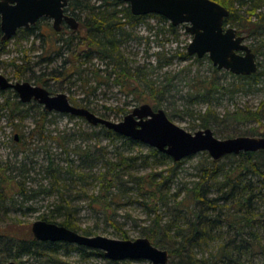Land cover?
<instances>
[{
  "label": "trees",
  "instance_id": "16d2710c",
  "mask_svg": "<svg viewBox=\"0 0 264 264\" xmlns=\"http://www.w3.org/2000/svg\"><path fill=\"white\" fill-rule=\"evenodd\" d=\"M213 1L230 12L224 20L225 26L237 28L238 34H245L246 39L254 41L256 46L251 48L258 55L259 70L251 76H236L218 70L208 57L205 59L215 72H223L233 78L231 85L234 89H230L233 93L253 92L264 78V0ZM66 11L72 12L80 22L79 37L70 36L56 42H62L60 49L66 45L74 50L73 59H64L59 67L62 71H53L45 81H69L74 75L81 77L85 74L84 69H81L84 64L81 59L92 61L94 57H98L108 60L109 68L104 71L95 68L92 72L94 78L105 77L109 80L115 77V84L127 89L130 94L147 88L155 91L152 83L150 86L145 80H142L143 86L140 88L132 83L143 72H132L122 46L131 36L126 30L127 26L148 23L147 20L151 18L165 25L169 23L165 17L156 14L134 16L130 7L118 0H69ZM168 25L162 26L160 32L163 34L168 31L178 36L179 27H174L171 23ZM36 28L37 26L29 30L21 29L19 32L30 36ZM75 39H80L81 42L74 47ZM0 44L4 47L7 41L2 40ZM56 55L63 57L64 52L57 51ZM178 57L183 61L193 58L200 61L187 51L181 52ZM171 59L166 58L167 63L164 64L158 62V67L169 65ZM68 63L69 68L66 67ZM102 82L104 83L103 79L100 83ZM37 84L45 85L46 82ZM202 85L195 93L196 98L200 96L205 102L210 101L216 90H221L223 94L228 90V87L217 84L215 79L203 81ZM159 93L163 91L159 90ZM6 94L0 90V96L4 98L0 109L11 107V118L18 117L16 107L22 104L17 102L13 106ZM51 114L43 109L40 117L35 119L36 126L32 135L44 136L45 123ZM212 114L211 108L204 114L201 113L198 118L200 123L194 129H207L211 124H216L217 119H213ZM66 116L74 119L71 115ZM102 116L105 118V115ZM229 117V121L234 123L244 121L264 124V102L255 111L237 109ZM91 129L90 133H77L82 136V142H92L84 147L82 143L74 146L77 159L67 160L65 166H54V161L48 159L49 164L42 166L46 176L52 174V187L44 192L48 195L57 194L59 198L50 214L41 217L44 221L92 236V231L81 228L71 218L72 198L67 196L71 189L83 186L88 206L96 218L110 223L117 230H120V223L114 208L132 202L133 197H136L135 201L146 208L150 218L149 224L143 228V236L154 246L168 250L169 264H264V150L225 156L223 159L227 163L215 161L203 153L204 161L197 166L193 180L177 185L179 170L184 161L175 162L170 156L153 148L148 155L138 153L136 148L140 146V142L123 137L101 125L91 126ZM250 133L256 135L261 132L253 128ZM234 136L232 134L229 138ZM103 139L109 140L110 144L101 145ZM150 161L156 168L163 165L168 167L156 172L150 168ZM140 166L151 171L139 175ZM8 171L9 168L0 163V198L3 201L6 195L24 196L27 193L24 183L16 180ZM96 183L99 190L89 194V187L96 189ZM120 234L126 238V234ZM3 238L13 243L7 249L0 248V264L9 261L24 264V257L34 258L38 264H62L59 254L63 249H67V253L77 252L86 259L101 257L107 264L136 263L132 260L111 261L100 250L65 242H41L33 234L29 238Z\"/></svg>",
  "mask_w": 264,
  "mask_h": 264
},
{
  "label": "rangeland",
  "instance_id": "374dc122",
  "mask_svg": "<svg viewBox=\"0 0 264 264\" xmlns=\"http://www.w3.org/2000/svg\"><path fill=\"white\" fill-rule=\"evenodd\" d=\"M147 22L139 25L130 24L126 27L131 36L123 44L122 51L133 69L132 72L137 70L143 72L132 80L135 87L143 86L141 82L145 80L150 86L152 83L155 91H149L150 89L147 88L130 94L127 89L115 84V77L109 80L104 77L102 78L104 83H100L102 79L94 78L92 72L95 68L104 71L109 67L107 66L108 60H101L98 57H94L92 61L81 59L84 62L81 69L85 71L81 77L74 75L69 81L53 79L45 81L53 71H62L59 67L64 59H73L74 50L69 49L66 45L60 49L62 42L57 43L56 41H62L70 36L79 37L78 31L73 32L69 29L63 31L64 33H57L53 30L52 23L46 20H42L30 36L17 32L12 39L7 41L6 46L3 47L0 44V74L13 82L29 81L32 84L46 82V88L54 94L65 93L73 105L86 108L100 117L105 115L106 119L114 122L122 121L135 108L147 103L154 110L163 109L172 122L194 133L200 130L199 128L194 129L200 123L199 115L211 108L213 112L211 117L216 118L217 121L216 124H211L210 128L217 138L228 139L232 134H235L234 137H258L263 134L264 124L244 121L230 122L229 114H233L237 109L255 111L261 106L264 102V78L253 92L233 93L230 90L234 89L231 85L233 78L223 72H215L205 58L200 61H196L194 58L186 61L179 59V54L187 51L192 40V36L186 30V25L179 26V35L176 36L168 31H164L163 34L160 32L162 26H169V21L165 25L155 18L148 19ZM158 33L159 35H157ZM243 36L246 35L243 34ZM1 41L2 33H0ZM78 42L81 40H74V47ZM246 43L252 48L256 46L251 38L246 39ZM57 51L64 52L63 57L57 56ZM78 52L79 50L76 53ZM166 58H172L170 64L159 68L160 62L167 63ZM21 65L23 66L19 67ZM69 66L70 63L66 64L67 68ZM79 77L80 79L77 80ZM214 79L217 84L220 83V85L228 87V90L224 91L225 94L221 90H216L209 102H207L208 100L205 102L200 96L196 98L195 91L203 86L202 82ZM159 90H162L163 93H159ZM6 96L11 100L13 106L18 102L19 98L14 97L13 94L8 93ZM3 100L4 98L0 96V106ZM43 109V106L36 102L20 105L16 107L18 117L15 118L10 116L11 107L0 109V163L7 169L9 168L8 173L16 180L23 182L25 190H27L24 196L6 195L4 201L0 198V248L2 249L11 247L13 243L3 237L29 238L32 234L33 223L43 220L41 217L50 214L55 208V204L58 203L57 194L48 195L44 192L52 187V174L46 176L42 166L49 164L48 159L54 161V166H65L67 160L77 159L73 151L75 145L82 143L84 147L92 143L91 141L82 142V136L77 135L78 132L90 133L92 125L85 119L74 116H72L74 119H71L60 113H52L48 116L44 136L32 135L36 126L35 119L40 117ZM253 128H257L261 133L253 135L250 133ZM15 135L22 136L20 141L17 142L14 139ZM109 144L107 139H103L101 142L103 146ZM150 149V146L141 143L136 148V152L148 155ZM203 153L210 157L207 152ZM203 153L183 160L177 185L193 180L197 166L201 161H204ZM221 162L227 163L228 161L221 159ZM150 163V168L156 172L166 170L168 167L163 165L156 168L152 161ZM150 171L151 169L138 167L139 175ZM98 190V183H96V189L93 187L88 189L89 194ZM67 196L72 198L71 218L81 228L92 231V236L132 241L144 237L142 231L149 224L150 218L147 216L146 208L139 201H135L136 197H133L131 203L126 202L114 208L117 213V221L120 223V230H117L110 223L96 218L88 206L83 186L71 189L70 192H67ZM56 221L60 222V219ZM78 233L81 234L82 231ZM120 233L126 234V238L122 237ZM67 251V249H63L59 254L62 264H107L101 257L86 259L77 252L67 253ZM23 262L24 264H38L36 259L29 257H24ZM135 264L151 263L136 261Z\"/></svg>",
  "mask_w": 264,
  "mask_h": 264
},
{
  "label": "water",
  "instance_id": "95a60500",
  "mask_svg": "<svg viewBox=\"0 0 264 264\" xmlns=\"http://www.w3.org/2000/svg\"><path fill=\"white\" fill-rule=\"evenodd\" d=\"M126 3L134 16L156 14L165 17L174 27L186 25L192 36L187 53L202 59L208 56L213 66L237 76H251L259 70L257 55L244 36L224 20L230 15L227 8L213 0H118ZM69 0H0V28L2 40L12 39L19 30L30 29L42 18L52 20L59 32L66 23L72 30L79 29L76 17L66 14ZM0 89L15 90L22 102L32 100L47 111L85 119L92 126L108 130L146 144L170 156L175 162L207 152L219 161L225 156L264 150V132L261 136H238L219 139L212 129L191 133L170 120L163 109L154 110L143 104L127 114L120 122L102 118L90 110L72 105L66 94L51 95L43 87L29 82L12 83L0 74ZM16 141L19 135H15ZM33 237L41 242H65L100 250L111 261H149L151 264H169L168 250L160 249L146 238L132 240L111 239L104 236H85L65 226L38 220L32 225ZM8 264H16L10 261Z\"/></svg>",
  "mask_w": 264,
  "mask_h": 264
},
{
  "label": "flooded vegetation",
  "instance_id": "af4514ba",
  "mask_svg": "<svg viewBox=\"0 0 264 264\" xmlns=\"http://www.w3.org/2000/svg\"><path fill=\"white\" fill-rule=\"evenodd\" d=\"M68 8V7H67ZM67 8H66V10H67ZM66 12V14H68V15H71V16H74L73 14H70L69 12H67V11H65ZM75 17V16H74ZM77 19V18H76ZM42 20H46V21H49V22H51L52 23V28H53V30H55L54 29V27H53V22H52V20H50V19H47V18H42V19H40L39 21H38V23H37V25L42 21ZM78 20V19H77ZM79 22V21H78ZM36 25V26H37ZM36 26H34V27H36ZM79 27H80V22H79ZM226 27H230V26H226ZM33 28V27H32ZM1 29V28H0ZM31 29V28H30ZM67 29H69V30H72L66 23H64L63 25H62V29H61V31H59V32H57L56 30V32L57 33H64L63 31H65V30H67ZM29 30V29H28ZM79 30V29H78ZM78 30H72L73 32H76V31H78ZM20 31V30H19ZM18 31V32H19ZM2 33V32H1ZM238 33V32H237ZM238 35H240V34H238ZM2 36H3V34H2ZM241 36H243V35H241ZM244 38H245V36H244ZM246 39V38H245ZM196 57V56H195ZM206 57H208V56H205L204 58H206ZM197 58V57H196ZM209 58V57H208ZM203 59V58H202ZM222 71V70H221ZM225 71V70H224ZM7 78V77H6ZM8 79V78H7ZM9 81L10 82H12V83H24V82H29V81H23V82H20V81H16V82H13L11 79H9ZM30 84H32L31 82H29ZM32 85H34V86H39V87H43V88H45L46 90H48L49 91V93L51 94V95H58V94H60V93H57V94H54L50 89H47L46 88V85L47 84H43V85H41V84H37V83H35V84H32ZM1 90V89H0ZM1 91H3V92H5V93H7L8 94V92H11L12 94H13V96L14 97H17V98H19L18 99V103H20V104H22V105H28V104H30V103H32V102H36V103H38L37 101H35V100H32L31 102H29V103H24V102H22V100L20 99V97H19V95H18V93L15 91V90H13V89H7V90H1ZM65 94V93H64ZM68 97V96H67ZM71 103V102H70ZM39 104V103H38ZM72 104V103H71ZM41 105V104H40ZM73 105V104H72ZM43 106V105H42ZM74 106H76V105H74ZM76 107H78V106H76ZM43 108H44V110L45 111H47L46 109H45V107L43 106ZM47 112H49V113H57V112H50V111H47ZM14 139H15V137H14ZM16 140V139H15ZM18 141H20V136H19V140ZM17 141V142H18Z\"/></svg>",
  "mask_w": 264,
  "mask_h": 264
},
{
  "label": "bare ground",
  "instance_id": "6f19581e",
  "mask_svg": "<svg viewBox=\"0 0 264 264\" xmlns=\"http://www.w3.org/2000/svg\"><path fill=\"white\" fill-rule=\"evenodd\" d=\"M179 27V26H178ZM236 29V28H235ZM237 30V29H236ZM211 61V60H210ZM259 66V65H258ZM230 73V72H229ZM232 74V73H231ZM234 75V74H233ZM237 76V75H236ZM9 80V79H8Z\"/></svg>",
  "mask_w": 264,
  "mask_h": 264
}]
</instances>
